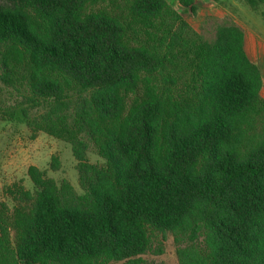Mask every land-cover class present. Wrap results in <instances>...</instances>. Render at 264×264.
<instances>
[{
  "label": "trees",
  "instance_id": "obj_1",
  "mask_svg": "<svg viewBox=\"0 0 264 264\" xmlns=\"http://www.w3.org/2000/svg\"><path fill=\"white\" fill-rule=\"evenodd\" d=\"M205 21L167 0H0V119L70 143L80 185L30 166L33 189L0 200V264H153L169 235L179 264H264L261 69L241 25Z\"/></svg>",
  "mask_w": 264,
  "mask_h": 264
},
{
  "label": "rangeland",
  "instance_id": "obj_2",
  "mask_svg": "<svg viewBox=\"0 0 264 264\" xmlns=\"http://www.w3.org/2000/svg\"><path fill=\"white\" fill-rule=\"evenodd\" d=\"M167 1L178 9L197 31L208 36L213 34L214 28L213 23H207L205 20L207 17L213 16L217 19L228 17L235 22H237L235 19H238L246 28L252 29L264 37V17L259 11L252 10L247 3L242 4L240 11H231L225 15L222 4H217L215 3L216 0H211L222 12L218 15H208L201 22L198 13L193 14L189 8L181 6L177 0ZM55 155L61 162L58 170L51 168L52 157ZM88 160L91 163L103 162L92 151L88 153ZM76 164L77 161L70 143L44 132H39L33 136L26 123L0 119V200H5L12 205L13 201L9 188L14 189L15 185H24L27 189H33L32 181L28 175V169L32 165L47 171L49 176L54 177L59 182L62 179H68L80 192L79 173ZM165 246V253L150 257L149 262L153 264H179L174 253L175 245L171 235L165 239Z\"/></svg>",
  "mask_w": 264,
  "mask_h": 264
},
{
  "label": "crops",
  "instance_id": "obj_3",
  "mask_svg": "<svg viewBox=\"0 0 264 264\" xmlns=\"http://www.w3.org/2000/svg\"><path fill=\"white\" fill-rule=\"evenodd\" d=\"M215 3L222 4V9L223 11H225L224 14L226 15L227 13H230L231 11L232 12L240 11L242 4L247 3V2L245 0H216ZM215 3H212L211 0H196V5L198 7L197 13H198V16L201 22H203L205 17L208 15H218L222 12L219 8L215 6L216 5ZM263 9H264V6L261 7V10ZM235 20L244 29L245 50H246L248 57L250 58L252 62L257 64L261 69V74H262L261 94L264 97V37L260 33L255 32L252 29L246 28L241 23L242 21H239L238 19H235Z\"/></svg>",
  "mask_w": 264,
  "mask_h": 264
}]
</instances>
